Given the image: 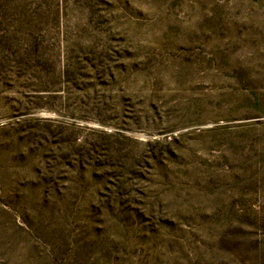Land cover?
I'll return each instance as SVG.
<instances>
[{"label": "rangeland", "instance_id": "374dc122", "mask_svg": "<svg viewBox=\"0 0 264 264\" xmlns=\"http://www.w3.org/2000/svg\"><path fill=\"white\" fill-rule=\"evenodd\" d=\"M0 264H264V0H0Z\"/></svg>", "mask_w": 264, "mask_h": 264}]
</instances>
